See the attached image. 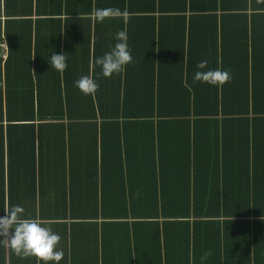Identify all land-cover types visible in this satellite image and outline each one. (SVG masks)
Segmentation results:
<instances>
[{
  "label": "trees",
  "instance_id": "trees-1",
  "mask_svg": "<svg viewBox=\"0 0 264 264\" xmlns=\"http://www.w3.org/2000/svg\"><path fill=\"white\" fill-rule=\"evenodd\" d=\"M100 4L120 12L105 20L115 31L113 36L105 31L106 39L114 44L115 33L124 30L131 51L135 46L141 54L152 53L153 61L135 72L138 78L126 70L117 85L110 86L115 75L108 83L99 80L103 91L86 96L74 86L91 72L90 65L77 62L85 45H92L84 29L67 34L74 33L79 47L69 37L64 47L58 45L51 32L42 51L32 29L25 39L20 28L61 24L63 7L71 5L74 14L70 9L68 14L92 16ZM1 5L0 0V40L6 36L10 53L5 65L0 57V216L20 205L25 217L48 215L55 232L85 233V250L67 249L62 264H100L103 258L104 264H264V155L257 154L264 153V143L252 140V130L264 135L259 123H264V61H259L264 59V0H4ZM100 39L97 32L92 46ZM54 51L67 54L62 73L48 63ZM199 54L213 61L208 67L227 71L230 81L220 88L194 82L197 69L191 61ZM93 65L97 76L100 70ZM98 118L104 123L102 143L111 135L117 141L112 165L123 172L118 181L106 183L98 173L80 175L77 168L70 174L77 182L71 184L64 162L56 159V132L62 126L76 131ZM5 124L10 141L12 129L27 130L20 136L29 132L31 144L16 159L11 152L6 156L11 143L6 149ZM222 124L236 132L233 142L223 137ZM136 128L132 144L126 137ZM178 136L183 141L177 142ZM143 142L158 144L157 157ZM57 194L61 207L53 199ZM159 216L190 220L178 223L189 228L188 236L198 235L202 247L196 258L182 254L184 242L178 239L183 236L171 240L160 231ZM230 235L236 243L226 255ZM74 241L79 240L74 236ZM117 243L123 247L119 258L108 254V246ZM236 244L243 245L244 257ZM8 254L0 244V264H14V253Z\"/></svg>",
  "mask_w": 264,
  "mask_h": 264
},
{
  "label": "crops",
  "instance_id": "crops-1",
  "mask_svg": "<svg viewBox=\"0 0 264 264\" xmlns=\"http://www.w3.org/2000/svg\"><path fill=\"white\" fill-rule=\"evenodd\" d=\"M133 3H138L141 0H132ZM2 5L1 7L3 8L4 6V0H1ZM96 3V2H95ZM94 7H96V5H94ZM99 9H110L107 6H104L103 4H100V6L98 7ZM70 9L72 11V13L74 14V9L73 6L71 5L63 7V15H62V19L64 20L63 23H48V24H40L36 26L38 27V31L37 28L35 26V24H33L32 26H30L29 24H22L24 26H22L21 29V34L25 35V39L29 38L30 39V30L32 29V36L35 38L39 39V43H40V49L43 51L46 48V44L48 43L47 38L49 37L51 32H54L55 35L53 37L56 38V42L58 43V45H61L64 47L65 46V42L66 39H68L70 41H76V47L80 46V42L75 39L74 33H69L70 29H84V32L88 35V39L91 38V43L92 45L94 44V39H95V35L97 32H100V35L103 37V39H100L98 41V43L95 45V47H93L89 42L85 45L86 51L84 53L83 56H81L82 60H78L77 62L79 63H87L88 65H90V69L91 72L90 74L93 75L95 77L94 74V70H93V62L94 59L98 56H102L105 51L107 46H109V48H111L115 43L113 44V39L112 38H107L105 37V31H108V34L113 36L114 35V30L111 28V24L107 23L105 20L109 19L105 18L103 21H97L96 17H95V11L96 9H94L92 16H74V15H70L67 13V10ZM136 11V10H134ZM66 16H68L67 19H69L68 22H66ZM111 17V16H110ZM75 19H82L84 22V24L82 25V27L78 26V24H74V20ZM6 17H4V15H2V23H5ZM58 24V25H57ZM2 27H5V24H2ZM79 27V28H78ZM109 28V29H107ZM165 28V27H164ZM4 30V28H2ZM38 32V34H37ZM113 33V34H112ZM52 37V38H53ZM263 37L260 38V42L262 41ZM157 43H159V39L157 40ZM5 44L7 45L8 49H9V53H10V45L8 43V40L6 38L5 35H3L2 40H0V45ZM163 44L164 46H167V44L164 42L163 40ZM142 50H146L144 47L141 48ZM140 48L136 49V47L134 46L133 51H131V55L133 57V63L129 64L125 70L121 73V74H116L115 76H118L117 82L114 81L112 83H110V86L112 85H117L118 82H123L125 79V74L124 72L127 70V72H129L131 75H135L136 76V71L143 70L144 68H146L147 63L153 61V55L152 53L149 54H141L139 53ZM147 51V50H146ZM134 52V54H133ZM0 57H2L4 65L6 63L7 59L3 58V51H0ZM34 56V54H33ZM32 59L35 58V56ZM203 55H197V58H194V62L192 64L191 61V65H192V69L196 68V64L199 63L200 61H202L201 58ZM9 57V54H8ZM259 61H264V59H260ZM180 62V61H179ZM190 65V66H191ZM208 65H213V61L209 62ZM189 63L187 62V64L185 65V67L189 68ZM32 67V64H31ZM176 70H174L175 73H177V69L179 71L180 67L175 68ZM32 72H34L33 70H31ZM4 72H5V68H4ZM29 74V73H27ZM137 77V76H136ZM138 78V77H137ZM99 80H102L104 83L105 81L108 83L110 78H106L103 75L100 76V78H98V84L102 85L101 83H99ZM230 81V80H229ZM139 83V82H138ZM197 83H201L199 81H197ZM207 84V83H206ZM108 86V85H107ZM217 86V87H221ZM100 89V91H103L102 87L99 86L98 90ZM139 90V84L136 85V87L134 88V92ZM261 123L260 126H264L263 122H259ZM225 125V129H224V134L223 137L227 138L228 142H233L236 132L229 126L228 124H222ZM227 125V126H226ZM68 126V125H67ZM259 126V125H258ZM21 130H16V129H12L10 131V135H11V141L9 140L8 136H6L8 134V130H7V124H5V145H6V149L9 146V142L11 143L10 146V150L8 148L9 151H6V156L8 158V153L11 152L13 154V156L15 157V159L18 157L19 154H26L25 150H26V144H28V139H27V134L29 132H26L27 134L20 136V134H22L23 132L27 131L24 130L23 128H20ZM70 128H64L63 126L57 130L56 132V136L54 137L55 141V146L58 149L57 150V155H56V159L58 162L62 163L64 162V165L67 168V176H68V181L71 184H76L77 180L76 179H72L70 178V174L74 173V171L78 169V173L80 175H85V174H91V173H98V175L100 176V180L103 182H115L118 181L120 179V175L122 174L123 171H120L119 169L115 168L112 163H113V159H111V157L113 156L110 152L112 149H115V147L117 146V141H114L112 138V135L105 138L104 142L102 143L101 140V133L104 130V123L101 119H95V120H91L87 123H82L81 126L77 127L76 131H70ZM259 129L257 128L254 132V130H252V134H255V137L252 138V140L254 138H256L257 141V145H260L262 143H264V135L261 133V131H258ZM0 133H1V129H0ZM138 135V128H136L133 132H130L129 135L126 137V141H130L132 144V139L133 137ZM155 135V133H154ZM2 135L0 134V154L2 153ZM120 144L121 147L124 148V137L123 139L120 138ZM184 137L183 136H178L177 138V142H181L183 141ZM145 143V146L148 145L149 149H154L155 148H159L158 144L156 142L149 143V142H143ZM31 143H29L30 145ZM154 145V146H153ZM132 149H136L135 146L131 147ZM192 149V144H190V151ZM155 157H157L158 152L155 150ZM192 154H194V152H192ZM259 155H264V153L262 152L261 149L258 150ZM110 162L108 167H103L102 165L104 163ZM234 164V162L230 163L227 168L231 167ZM96 165V166H94ZM226 168V169H227ZM133 171V167L131 168ZM236 169V166H235ZM102 175V176H101ZM236 177V176H235ZM234 177V178H235ZM262 182L264 183V178L262 179ZM53 199L56 200V202L58 203L57 206H62L61 202V197L55 196ZM52 199V200H53ZM74 200V199H69ZM15 203H19V198L16 197L15 199ZM70 205V204H68ZM194 219V218H192ZM159 223V228L160 231L162 233H167V235L170 237L171 240H175L176 238L183 236L182 238L178 239L180 241L184 242V255H186L188 258H196V256H198V254L200 253V249L202 247V243H198L197 242V236L196 234L191 233V236H188V229L189 228H185L184 226L180 225L178 222L181 221H190L189 219H185V220H175V219H167V218H163L162 216H159V219L156 220ZM42 222L44 224V226L51 228V230L53 232H55V230L52 229L53 225H54V221L51 220V218L47 215L45 218L42 219ZM77 231H70V232H65V234L63 233H58L61 237L60 241H59V247L61 250H63V252L67 251V249L72 248L73 246H75L77 251H81V249L85 250V239H86V235L85 233L80 232V234L76 233ZM233 233V232H231ZM74 236L76 237V240L79 241H74ZM229 239L231 241V244L228 248V250L224 251L223 254H231L233 252L234 247H232L233 244H235L236 240L235 238L230 235ZM80 240H84V241H80ZM237 247H239V252L237 253L238 255H241L244 257V255H246L244 253V247L243 245L240 244H236ZM113 249H116V252H112ZM108 250H110L111 253L108 252V254L110 256H114L115 258H119V256L122 254V250L123 247L120 244H112L110 246H108ZM238 250V249H237ZM7 251H8V255H12L14 252L13 250L11 251L10 247H7ZM90 250L85 251L84 253V258L88 257L90 255ZM15 255V259L12 261L14 262V264H43V261H39L35 256H19V255ZM131 255L133 256V260H135V258L137 257V251H136V246L133 248V250L131 251ZM83 258V259H84ZM64 259H62L61 261H63ZM60 261V262H61ZM69 261H72V259H70ZM11 262V263H12ZM104 258L103 260L100 259V264H104ZM49 264H52V262H49ZM62 264V263H60ZM78 264V263H77ZM83 264V262L81 263ZM112 264V263H111Z\"/></svg>",
  "mask_w": 264,
  "mask_h": 264
},
{
  "label": "clouds",
  "instance_id": "clouds-1",
  "mask_svg": "<svg viewBox=\"0 0 264 264\" xmlns=\"http://www.w3.org/2000/svg\"><path fill=\"white\" fill-rule=\"evenodd\" d=\"M118 15H120L118 9H97L95 11L97 21ZM114 39L116 43L110 51L94 59L95 66L100 70L97 76L82 75L74 82V86L83 95L96 94L99 88L97 82L99 75L110 78L122 73L129 64L133 63L126 31L116 32ZM48 63L52 69L62 73L67 68V54L54 51L48 58ZM196 69L193 75L194 82L220 86L231 78L230 74L221 68L208 67L206 60L197 63ZM60 239V235L44 226L41 219L25 217L24 208L20 205H12L4 209V215L0 216V244L10 247L16 255L35 256L39 261H43V264H49V262L60 264L65 255L59 247Z\"/></svg>",
  "mask_w": 264,
  "mask_h": 264
},
{
  "label": "built area",
  "instance_id": "built-area-1",
  "mask_svg": "<svg viewBox=\"0 0 264 264\" xmlns=\"http://www.w3.org/2000/svg\"><path fill=\"white\" fill-rule=\"evenodd\" d=\"M1 50L3 51V55H2L3 58L7 59L8 58V54H9V49H8L7 45H5V44L0 45V51Z\"/></svg>",
  "mask_w": 264,
  "mask_h": 264
}]
</instances>
